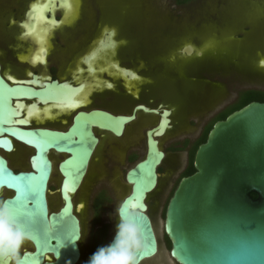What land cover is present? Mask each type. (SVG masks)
<instances>
[{
	"label": "rangeland",
	"instance_id": "374dc122",
	"mask_svg": "<svg viewBox=\"0 0 264 264\" xmlns=\"http://www.w3.org/2000/svg\"><path fill=\"white\" fill-rule=\"evenodd\" d=\"M27 1L0 0V61L5 71L17 75H22L25 69L14 56L23 48L16 30ZM51 1L41 7H53ZM58 1L73 6L75 14L51 39L45 70L56 76L66 72L77 53L92 38L97 39L105 25H111L117 45L112 60L119 58L123 66L135 69L134 93L137 95L139 91V94L135 100L120 87L103 90L105 92L93 94L91 106L117 113H129L138 101L171 107L172 127L159 138L166 152L158 167L159 183L147 199L159 251L142 264H176L169 257L163 229L164 211L195 145L210 123L237 103L245 90L258 88L252 90L264 95V62L257 65L258 58L264 59V0ZM106 37L104 35V39ZM99 77L103 80L104 72ZM141 113L121 138L110 139L99 133L101 143L92 156L76 198L82 203L78 213L82 226L81 257L77 264H85L98 246L108 243L115 231L116 207L126 189L125 171L143 157L144 129L156 123L154 114ZM25 149L18 155L19 147L16 154L9 155L15 169L28 168L27 156L22 154ZM59 158L61 156L56 161ZM52 175L49 204L51 209H57L61 201L57 194L56 162ZM7 194L3 192L0 198ZM28 246L24 244L21 248Z\"/></svg>",
	"mask_w": 264,
	"mask_h": 264
},
{
	"label": "water",
	"instance_id": "95a60500",
	"mask_svg": "<svg viewBox=\"0 0 264 264\" xmlns=\"http://www.w3.org/2000/svg\"><path fill=\"white\" fill-rule=\"evenodd\" d=\"M50 85L54 87L63 84L52 81L42 88L10 85L0 75V148L5 151L12 149L9 136L33 148L28 170L14 171L0 154V190L4 188L9 191L4 199L8 200L17 221L34 237L28 241L31 249L24 248L20 253V264L78 263L81 257L79 241L82 226L75 211L81 209L82 203L78 202L74 206L72 195L82 185L98 144L94 129L120 136L125 124L135 118L137 111L154 113L160 118L145 131V153L127 169L124 176L126 189L120 201L127 198L134 203L138 187L143 188L139 206L142 205L144 211L137 221L144 238L141 251L148 245L153 250L143 256L139 255V251L137 256L139 264L155 257L159 243L147 199L159 183L158 167L165 159V152L156 136L162 135L164 129L171 126V107L162 104L163 107L158 110L157 107L137 104L130 114H113L100 108H90L77 111L66 130L21 127V124L27 125L28 122L21 117L23 101L20 99L34 97L38 102L55 101L58 97L50 96L47 91ZM68 89L74 90L76 87L68 85ZM15 90H23L24 94ZM34 106L32 103L29 107ZM92 115L111 117L122 123L118 131H113L102 127L104 121L100 117L90 122ZM77 122L86 126L87 136L94 141L88 146V155H85L79 172L75 170L77 153L64 150L66 146L75 150L78 147L76 143L69 145L67 140L59 139L55 146L45 147L42 153L36 143L41 139L40 133H51L78 141L79 136L73 135ZM50 150L66 154L58 163L62 179L57 189L61 198L57 209H51L49 204V195L52 194L49 189L52 173V161L48 155ZM154 153L160 155L149 165ZM192 164L194 171L180 177L164 211L163 229L170 241V259L176 264H260V258L264 257V101H249L225 118L214 121L205 141L197 146ZM41 166L44 181L40 185V197L21 195L16 185H23L29 177L39 175ZM149 173L151 182L143 187L144 175ZM73 234L75 240L63 241L64 237ZM114 234L115 231L108 243ZM46 241L52 246L60 244V247L57 251L46 250L41 257L38 252L41 247L47 248ZM181 241L190 259L176 255Z\"/></svg>",
	"mask_w": 264,
	"mask_h": 264
},
{
	"label": "flooded vegetation",
	"instance_id": "af4514ba",
	"mask_svg": "<svg viewBox=\"0 0 264 264\" xmlns=\"http://www.w3.org/2000/svg\"><path fill=\"white\" fill-rule=\"evenodd\" d=\"M35 1L36 0H28L27 1V4H26L27 6L25 9L24 15L20 19V21L18 22V25H17L18 27L16 30L17 40L21 44H23V48H22V50L15 52L14 58H15L17 63L25 66V69L22 72V75L9 73V72L5 71L2 62L0 61V75L10 85L21 84V85L30 86L33 88H42L45 86V84H50L52 81H55L57 83H60V84L67 86V88L65 89L67 94L63 97H58L57 100H55V101L50 100V101H45V102H41V101L38 102L37 99L34 97L33 98L22 97L20 99L23 101V106L21 108V117H24L25 119L28 118V120L26 119L28 123H27V125L21 124V127H23V128L44 127V128H49V129H55V130H66L68 128V126L71 124L73 116L79 110H88L90 108H100V109L109 111L113 114H130L133 107L137 104H144V105L150 106V107H158V105H160V104H158V105L153 106L151 104L149 105L148 103L138 101L132 105L131 111L129 113H117V112H113L109 109L101 108L98 106H91V104L93 102V100H92L93 94L99 93V92H105V91H112L113 88L120 87L122 89L123 93L131 96L135 100L138 98V94H139V91H138L137 95H136V93H134V91L136 90V88H135L136 84L135 83L137 82V72L135 71V69L131 68V67L123 66L121 64V61L117 57H116L117 61L112 60L113 55L116 56L117 45L113 40V32L111 31V28H112L111 25H105L104 26L105 30H103L102 34L97 39H95V37L92 38L85 45V47L80 52L77 53L76 57H74V59L71 60V63L68 64V66L66 67V72L62 73L60 76H56V74L54 72H52L50 70H45V68L47 66V62H48V56H49V53L51 50V39L55 38V35L58 32V28L65 25L66 22L69 21L70 18H72L74 16L75 8L73 10L67 12L66 8L61 6V4L58 0L53 1L54 2L53 7L48 6L47 8L41 7V6H44V4L46 5L49 2H52L51 0H39L38 2H35ZM38 8H40V9L43 8V11L45 10L44 8H46V10L43 12L42 22L39 24L37 23V19L34 15L36 11L40 10ZM27 13H28V16H27ZM49 16H50V18H49ZM29 19H30V21H29ZM57 19H59L60 21H56ZM31 22L33 23V25ZM35 23H37L39 25V27L41 26L43 28H46V30L43 34V36H45V38L42 40V43H40L39 41H37V39H35L31 36V32H32L31 28L34 27ZM247 25L249 27L251 25V23H249ZM23 34H26V35H23ZM104 35H107L106 39H104ZM101 43L103 45L106 44L108 46V49H106L105 52L101 50V45H102ZM43 45H45V47ZM113 53H115V54H113ZM95 54H97V55H95ZM32 57H33V59H32ZM259 59H261L260 62H258ZM261 62H264V59L258 58L257 59V65L261 64ZM263 66H264V64H263ZM36 68H40V70L38 71V70H36ZM123 71H124V73H123ZM103 72H104V77H103L104 79L102 80L99 76H101V73H103ZM113 78H115L116 80L114 81ZM87 81H89V83H91L92 88L90 89L89 94L87 95L86 104L85 103H79V104L75 103L74 104L72 102L73 101L72 97H74L75 94H78L79 89L82 86V83L87 82ZM68 85L76 87V89L70 90V89H68ZM99 88H101L102 90L97 91ZM252 89H258V88H252ZM103 90H105V91H103ZM13 101H14V99H13ZM60 102L64 103V104L68 103L69 106L67 108H61L60 106L55 105V104H58ZM32 103H34L35 106L29 107V106H31ZM45 105L50 106V109H47V106H45ZM24 108H26L28 110H26ZM57 110H58V112H57ZM158 110H159V108H158ZM33 111H35V112H33ZM140 112H143V111H137L135 114V118L133 120H135V119L137 120L139 118V115L142 114ZM44 113H45V115H44ZM149 114L151 115L154 113H149ZM154 116L157 117L156 122H158L160 117L156 114H154ZM133 120L125 124L123 133L120 136H116L109 131H105L102 129L95 128L94 132H95V135L98 137L99 141H98V144L94 150V153L96 152L97 147L101 143L99 133L106 134L110 139L121 138L124 136V133H125L127 127L130 124L133 125V123H134ZM170 122H172V121H170ZM147 125H149V124H146L145 126H147ZM151 126L152 125H150L149 127H151ZM149 127H147V128H149ZM171 127L172 126H170V128ZM170 128L166 127L164 129V130H166L165 134L170 130ZM140 129H139V126L136 129L138 131L139 141L142 140V132ZM146 129H144V133H145ZM139 132H141L140 133L141 135L139 134ZM9 138L12 142V146H13L12 149L10 151H5L4 149L0 148V154L7 159L9 166L14 171L30 169L29 157L33 152V148L28 146L27 144L19 141L18 139L12 137V136H9ZM156 138H157V136H156ZM144 140H145V147H146V135L144 137ZM19 147H20V150H19L18 155L21 154V150H23V148H26L22 154L24 157L27 156V160H26L27 164H28L27 169H20V168L15 169L11 165L9 155L16 154ZM30 150H31V153H29ZM94 153H93V155H94ZM48 155L52 161V173L50 176V181H51L52 177H53L52 174L54 171L55 162H56V168L58 171V163L64 158V156L66 154L56 152L55 150H50ZM58 156H61V158H59L56 161ZM138 160H136V161H138ZM89 164H90V162H89ZM126 171H125V173H126ZM58 175H59V185H58L57 189H59L61 179H62V176L59 173V171H58ZM124 176H125V174H124ZM50 181H49V183H50ZM78 191H79V189L75 193H73V195H72L74 206L78 203V201L76 199ZM3 192L9 193L8 190L2 188L0 190V196L3 194ZM57 194H58V199L60 202L61 198L59 196V192H57ZM75 212L77 213V216L79 217L78 213L80 212V210L77 209V211H75ZM169 243H170V241H169ZM24 244L30 245L28 243V241H25L23 243V245ZM21 249L23 250L24 248H21ZM27 249H31V247L28 246ZM22 250L20 251V253L22 252Z\"/></svg>",
	"mask_w": 264,
	"mask_h": 264
},
{
	"label": "clouds",
	"instance_id": "9594fccd",
	"mask_svg": "<svg viewBox=\"0 0 264 264\" xmlns=\"http://www.w3.org/2000/svg\"><path fill=\"white\" fill-rule=\"evenodd\" d=\"M144 208L129 199L116 207L118 223L112 240L100 245L85 264H139L137 253L144 247L141 225ZM33 234L20 224L7 199L0 198V264H20V249ZM80 238H77L79 240Z\"/></svg>",
	"mask_w": 264,
	"mask_h": 264
},
{
	"label": "snow or ice",
	"instance_id": "6c2138e0",
	"mask_svg": "<svg viewBox=\"0 0 264 264\" xmlns=\"http://www.w3.org/2000/svg\"><path fill=\"white\" fill-rule=\"evenodd\" d=\"M66 88H67L66 85H55L54 87L50 85L48 86L47 91L50 96L63 97L67 94L65 91ZM15 91H18L21 94H24L23 90H15ZM32 94L35 95V93H32ZM98 117L102 118L104 121V123L102 124V127L111 128L113 131H118L120 124L122 123L121 120H114L111 117H106V116L101 117V116H94V115H92L90 122L94 121ZM85 128L86 126L81 125L79 122H77L76 126L74 127L73 135L79 136L78 141H72L70 137H63V136L57 137L55 134H51V133H40L39 135L41 136V139L36 142L37 147L42 153L45 150V147L55 146L59 142V139L67 140L69 145L71 143H76L78 147L75 150H73L69 146H66L64 150L75 151L77 153V163L75 164V170L76 172H79L80 169L83 167L85 155L86 156L88 155V152H89L88 146L94 143V141L90 137L87 136ZM159 155H160L159 153H154L153 157L148 162L149 165L152 162H154L159 157ZM141 171H143V169H141ZM71 175H75V173H71ZM149 176H150V173L144 175V179L142 180L143 187H147V185L151 182L150 179L148 178ZM43 181H44V172H43V167L41 166V171L39 175L29 177L27 183L23 185L18 184L16 185V187L18 188L21 195L30 194L33 197L38 198L41 195L40 185L43 183ZM65 190L66 191L68 190L67 181L65 182ZM142 191H143V188L138 187L137 196L134 198V204L139 205L140 195L142 194ZM140 206L142 207V205ZM67 239L75 240L76 237L74 234L68 235L64 237L63 241ZM46 244H47V241H46ZM59 247H60V244H57L55 246H52L51 244H47V248L45 247L40 248L38 255L42 257L46 250L50 249L52 251H57ZM152 250H153L152 247L148 245L145 247L143 251L139 253V255L141 256L146 255L147 253L152 252ZM176 255L181 256L182 259H190L188 252L185 249L183 241H181L180 245L178 246ZM260 264H264V257L260 258Z\"/></svg>",
	"mask_w": 264,
	"mask_h": 264
},
{
	"label": "bare ground",
	"instance_id": "6f19581e",
	"mask_svg": "<svg viewBox=\"0 0 264 264\" xmlns=\"http://www.w3.org/2000/svg\"><path fill=\"white\" fill-rule=\"evenodd\" d=\"M54 1V0H53ZM69 1V0H68ZM67 1V3H69ZM72 5H73V2L71 3ZM61 6H63V7H65L66 8V11L67 12H69V11H71V10H73V6H70V5H63V4H61ZM47 8V7H46ZM46 8H44L45 10H46ZM38 9H40V8H38ZM44 10V11H45ZM43 8L42 9H40V10H38V11H36L35 12V17H36V19H37V23L39 24V23H41L42 22V19H43ZM65 13V12H64ZM30 15V14H29ZM31 17V16H30ZM29 17V18H30ZM45 18V17H44ZM48 20V19H47ZM50 20V19H49ZM29 21H30V19H29ZM32 23V22H31ZM37 23H35L34 24V27L33 28H31V36L33 37V38H35V39H37V41H39L40 43H42V40L45 38V36H43V34H44V32H45V30H46V28H43V27H39V25L37 24ZM32 25H33V23H32ZM29 28V27H28ZM50 34V33H49ZM23 35H26V34H23ZM25 38V37H24ZM28 38V37H27ZM101 40V39H100ZM37 43V42H36ZM102 44V43H101ZM49 45V44H48ZM44 47H45V45H43ZM39 48V47H38ZM48 49V48H47ZM46 49V50H47ZM106 49H108V46L106 45V44H102L101 45V50L102 51H106ZM45 51V50H44ZM46 52V51H45ZM39 53V52H38ZM41 54V53H40ZM39 55V54H38ZM95 55H97V54H95ZM32 59H33V57H32ZM35 59V58H34ZM36 61V60H35ZM123 73H124V71H123ZM92 87H91V83H89V81H87V82H83L82 83V86H81V88L79 89V92H78V94H75V96L74 97H72V102L75 104H79V103H85L86 104V99H87V95L89 94V91H90V89H91ZM62 101V100H61ZM88 102V101H87ZM48 105V104H47ZM47 105H45V106H47ZM55 105H57V106H60L61 108H67L69 105H68V103H58V104H55ZM160 107H162V105L160 104V105H158V107L157 108H160ZM24 109H26V108H24ZM40 109V108H39ZM47 109H50V106H47ZM58 109V108H57ZM69 109V108H68ZM72 109V108H71ZM26 110H28V109H26ZM36 110V109H35ZM29 112V111H28ZM33 112H35V111H33ZM37 112V111H36ZM57 112H58V110H57ZM63 112V111H62ZM144 112V111H143ZM141 113V112H140ZM148 113V112H147ZM28 114V113H27ZM26 114V115H27ZM33 114V113H32ZM57 114V113H56ZM30 115V114H29ZM28 115V116H29ZM36 115V114H35ZM44 115H45V113H44ZM51 116V115H50ZM171 116V115H170ZM45 118V117H44ZM27 120H28V118H26ZM170 120H171V118H170ZM30 121V120H29ZM170 128V127H169ZM165 132H166V130H164L163 131V134L162 135H159V136H157V140H159V138L161 137V136H163L164 134H165ZM118 217V216H117Z\"/></svg>",
	"mask_w": 264,
	"mask_h": 264
},
{
	"label": "trees",
	"instance_id": "16d2710c",
	"mask_svg": "<svg viewBox=\"0 0 264 264\" xmlns=\"http://www.w3.org/2000/svg\"><path fill=\"white\" fill-rule=\"evenodd\" d=\"M252 100H258V101H264V95L262 93H259L257 90H252V89H247L245 90V93L244 95L240 98V100L235 103L234 105H232L231 107L223 110L218 116L217 118L214 120H219V119H223L225 118L230 112L242 107L243 105H245L246 103H248L249 101H252ZM213 123H210V125L205 129L204 133L201 135L200 137V140L198 141V143L195 145V148L194 150L192 151L191 153V158H190V162L188 164V166L186 167V169L184 170L183 172V175L182 176H186V175H189L191 174L193 171H194V167H193V164H192V161H193V155H194V152L197 148V146L201 143V142H204L205 139H206V136H207V133L209 131V129L211 128ZM252 196H255L254 194H252ZM167 239V242L170 246V243H169V240L168 238Z\"/></svg>",
	"mask_w": 264,
	"mask_h": 264
}]
</instances>
